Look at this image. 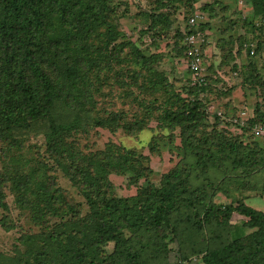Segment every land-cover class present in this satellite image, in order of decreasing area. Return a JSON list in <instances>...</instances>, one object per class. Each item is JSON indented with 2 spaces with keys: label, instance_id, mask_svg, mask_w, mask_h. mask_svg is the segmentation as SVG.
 Returning <instances> with one entry per match:
<instances>
[{
  "label": "trees",
  "instance_id": "obj_1",
  "mask_svg": "<svg viewBox=\"0 0 264 264\" xmlns=\"http://www.w3.org/2000/svg\"><path fill=\"white\" fill-rule=\"evenodd\" d=\"M150 1L149 8L136 12L139 38L146 35L156 45L172 34L171 49L185 63L189 59L185 38L194 31L189 17L196 11L203 13L205 20L198 29L206 32L216 5L223 14L229 10L222 0H191L188 14L177 23V0ZM243 1L251 6L252 14L231 10L223 17V35L240 22L262 33L264 0ZM117 4L113 0H0V144L4 152L17 149L20 140L15 131L42 128L45 154L35 165L30 157L15 171L0 172V208L10 211L5 200L10 182L15 206L36 229L19 237L24 250L18 255L6 257L0 252V264H144L141 255L146 245L167 251L169 242L176 239L172 218L182 206L191 208L197 228L204 224L223 228L236 213L244 218L241 225L252 229L226 241L210 240L211 248L207 246L200 257H188L183 264H264V211L244 200L207 204L204 191L211 183L197 186L192 182L204 170H225L226 162L243 173L264 168V139L249 144L237 135L232 137L227 128L230 123L239 134L245 136L248 129L249 136L258 138L252 126L264 122V65L243 43L252 42L259 53L264 40L220 37L219 52L204 66L202 75L194 76L186 66L190 76L176 90L158 69L162 53L145 54L120 28L119 18L126 13ZM203 9L210 11L208 16ZM207 44L201 46L203 57ZM241 52L250 58L247 63L241 61ZM223 69L234 73L237 82L225 85L231 77L222 74ZM108 74L128 94L135 87L130 93L143 114L126 120L122 112H111L98 117L94 125L134 134L144 127V118H155L178 131L183 157L161 175L158 184L149 180L153 170L148 156L113 141L83 152L71 138L86 124L84 119L95 106L96 84ZM236 88L248 97L242 106L253 107L242 124L232 122L242 119V109L229 108L226 99ZM207 91L220 97L222 112L210 116ZM147 96L153 98L147 101ZM61 105L76 116L56 118ZM173 134L168 135L171 142ZM54 165L77 188L86 209L82 203L69 201L53 180L49 170ZM128 172L135 193L114 195L109 175ZM0 224L12 227L6 214ZM241 225H235L234 231ZM108 244L113 245L110 253H106Z\"/></svg>",
  "mask_w": 264,
  "mask_h": 264
},
{
  "label": "rangeland",
  "instance_id": "obj_2",
  "mask_svg": "<svg viewBox=\"0 0 264 264\" xmlns=\"http://www.w3.org/2000/svg\"><path fill=\"white\" fill-rule=\"evenodd\" d=\"M117 4L120 11H124L125 16L120 17V28L123 29L128 35L136 40L145 54L153 52L162 53V58L158 62V69L163 70L168 77V80L174 85L176 90H181L182 85L189 78L190 73L186 67L183 57H176L172 48V39L170 34L168 37L159 39L156 41V45L152 40L145 36L139 38L137 28L140 27L139 17L136 12L140 9H147L150 6V0H113ZM213 1V0H208ZM229 6V10L223 14L219 6H215V11L211 13V17L208 18L211 27L207 29L208 36L211 41L207 44L208 50L205 54V67L214 55L219 52L217 47L218 39L224 36L225 39L231 38L235 41L238 36H244V39H250L252 37H258L264 40V28L262 33L259 34L257 29H252L250 26H244L241 22L235 26V28L222 34L223 17L227 15L231 10L236 9L242 13V15L250 16L248 12H251V6L244 2L243 5H239L238 0H222ZM191 0H177V8L175 15L177 23L183 20V16L188 14L190 10ZM207 16L208 10L203 9ZM210 31V32H209ZM257 39V38H255ZM255 42V40H252ZM216 52V53H215ZM243 62L247 63L249 57L241 52L240 54ZM222 74L231 77L230 80L225 79V85H231L236 81V76L231 71L221 70ZM99 84H96V90L93 93V100L95 106L91 109L84 121L86 124L81 130L75 132L71 137L78 144L83 152L94 151L96 149L103 148L107 141H113L121 144L128 149H133L137 153L148 156V164L152 168L153 172L149 176V180L158 184L161 175L171 169L175 164L183 157V153L179 146V139L177 137V130H171L167 126L159 123L155 118H144V127L136 133H128L122 128L110 130L106 127L94 125V121L98 117H106L111 112H122L126 120H131L133 117L142 116L143 109L139 108L137 101L132 97L130 91L135 87L130 88L129 94L125 92L126 88L120 87L116 84L112 74H108L107 78L100 80ZM206 93V92H205ZM185 96L186 94L183 93ZM209 98L208 110L210 116L217 111H223L224 107L222 101L216 93L207 91ZM141 97V96H139ZM153 96H147V101L152 99ZM244 109H252L243 105ZM253 106V104H252ZM56 118L62 120H68L76 116L75 112H70L64 106H59L55 112ZM242 116H246L243 114ZM245 118V117H243ZM218 127H222L223 122L218 121ZM228 132L231 136H239L244 142L251 144L254 140L262 143V139L259 137L249 136L250 132L247 129L245 136L239 134V130L232 124H227ZM39 130L30 129L29 131H15L16 137L20 142L17 145V149H11L10 151H3V147L0 144V172L8 170L9 172L15 171V168L23 166L25 159L32 158L31 165H35L37 161L42 160L44 154V142L42 135V128H34ZM174 133V141L171 142L168 135ZM70 138V139H71ZM225 170L218 172L214 169L204 170L196 175V178L192 179L193 184L201 185L202 183L209 182L204 192L207 193L205 202L212 203H227L233 201L236 203L238 200H244L247 205L258 207L264 210V168H258L257 170H247L243 173L241 168L233 169L234 164L226 162ZM54 165L52 170H49V174L54 176L57 185L62 189L69 201L82 203L83 210L86 209L84 198L78 192L77 188L72 185L70 180L65 177ZM130 173L124 175L110 174L109 178L113 184V193L116 196H129L135 193V186L128 183ZM142 184H146L144 179H141ZM11 186L10 182L7 183L5 188L6 202L10 207L9 212H3L0 208V219L4 214L7 215L11 228L5 229L0 224V252L6 257H13L18 255L24 250V246L20 244L18 240L21 235L26 232H36L35 227L29 222L28 216L25 212H21L14 204V194L8 189ZM202 207H198L201 211ZM191 208L182 206L179 211L173 214L172 225L176 227V239L169 242L168 250L155 249L153 245L147 246L142 251L141 258L144 264H182L185 263L186 258H192L193 260L199 255L201 251L206 250V247L211 248L213 246L212 241H226L233 236L243 235L251 231V228L242 226V216L233 213L231 220L228 224H225L223 228L212 224L211 226L204 224L201 228L195 227L193 224L194 214ZM235 225H241L237 231H234ZM219 234V235H218ZM212 244V245H211ZM113 245L108 244L106 253H110ZM184 258V259H183ZM190 258V259H191ZM200 261V260H199ZM122 264V263H119ZM187 264H200V262L192 261Z\"/></svg>",
  "mask_w": 264,
  "mask_h": 264
},
{
  "label": "built area",
  "instance_id": "obj_3",
  "mask_svg": "<svg viewBox=\"0 0 264 264\" xmlns=\"http://www.w3.org/2000/svg\"><path fill=\"white\" fill-rule=\"evenodd\" d=\"M238 3L239 5H243L244 1L238 0ZM204 20V14L200 11H196L192 16H190L188 19V24L194 28V31L189 33L185 38V43L188 46L187 54L189 56L186 66L191 70L193 75L197 77H200L204 71V57L201 46L202 43L206 41V32L198 29L199 22ZM243 47L249 51V54L256 55L259 63L264 65V48L259 53H257L255 50V45L249 41L244 42ZM243 119L244 118L237 120L234 118L232 122L242 124ZM252 132L255 136L264 139V122L255 123L252 126Z\"/></svg>",
  "mask_w": 264,
  "mask_h": 264
},
{
  "label": "crops",
  "instance_id": "obj_4",
  "mask_svg": "<svg viewBox=\"0 0 264 264\" xmlns=\"http://www.w3.org/2000/svg\"><path fill=\"white\" fill-rule=\"evenodd\" d=\"M248 14H252V8H251V12L249 13L248 12ZM207 32V31H206ZM210 32V31H209ZM209 34H208V32H207V38H206V43H209L210 41H211V39L209 38V36H208ZM206 47H208L207 45L205 46V48H204V53H206L208 50L210 51V49L209 48H206ZM243 57V56H242ZM211 60H213V59H211ZM204 61H205V54H204ZM226 99H229L230 100V106H229V108H231L232 106L234 107V108H236V107H238V109L239 110H241L240 111V114H241V117L243 118V117H247L248 115H249V113H250V109H248V108H246V110L243 108V106H242V103L244 102V103H246V101L248 100V97H246L245 95H243V93H242V90L240 89V88H236L234 91H233V93L230 95V96H228ZM248 104H249V102H247ZM238 111V110H237ZM243 114H245L246 116H242ZM254 207V206H253ZM254 208H256V209H259V210H261V211H264V210H262V209H260V208H258V207H254Z\"/></svg>",
  "mask_w": 264,
  "mask_h": 264
}]
</instances>
